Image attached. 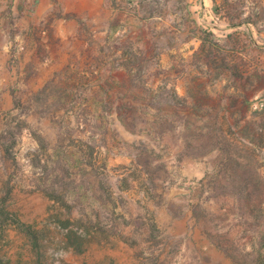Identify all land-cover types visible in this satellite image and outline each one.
<instances>
[{
	"label": "rangeland",
	"instance_id": "rangeland-1",
	"mask_svg": "<svg viewBox=\"0 0 264 264\" xmlns=\"http://www.w3.org/2000/svg\"><path fill=\"white\" fill-rule=\"evenodd\" d=\"M0 264H264V0H0Z\"/></svg>",
	"mask_w": 264,
	"mask_h": 264
},
{
	"label": "trees",
	"instance_id": "trees-1",
	"mask_svg": "<svg viewBox=\"0 0 264 264\" xmlns=\"http://www.w3.org/2000/svg\"><path fill=\"white\" fill-rule=\"evenodd\" d=\"M250 143H251V141L250 140H248ZM253 175H255L256 176V179L258 180V182L260 183V182H262V180H263V176L261 177L260 175H259V173H256L255 172V174H253ZM250 176V175H249ZM240 189L241 190H246V189H248L249 190V185H245V186H243V187H240ZM250 193H251V190H249V193H248V195H250Z\"/></svg>",
	"mask_w": 264,
	"mask_h": 264
}]
</instances>
